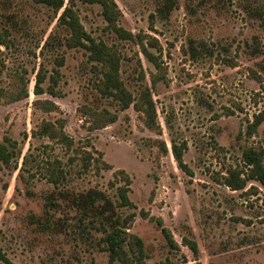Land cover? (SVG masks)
Instances as JSON below:
<instances>
[{
    "label": "rangeland",
    "instance_id": "rangeland-1",
    "mask_svg": "<svg viewBox=\"0 0 264 264\" xmlns=\"http://www.w3.org/2000/svg\"><path fill=\"white\" fill-rule=\"evenodd\" d=\"M113 1L118 26L135 41L118 37L100 5L65 4L73 2L88 35L116 53L134 101L150 89L154 126L134 105L121 111L115 99L103 98L105 71L86 50L59 42L41 54L56 25L52 10L30 0L0 2V142L12 138L22 152L17 169L0 163V250L14 264H111L103 233L80 230L68 209L47 214V196L59 189L53 171L63 176L60 188L96 189L115 204L118 189L128 188L134 208L121 212L136 214L129 232L143 240L147 264H264V188L252 180L239 191L226 184L231 174L247 177L245 150L263 151L264 162V122L249 129L264 118V0ZM41 67L53 96L34 93ZM46 102L58 110L45 112ZM105 111L117 120L96 129L94 113ZM57 121L70 148L41 136L44 123ZM156 219L180 252L169 251ZM189 235L199 244L198 258L183 244ZM128 254L136 255L132 248Z\"/></svg>",
    "mask_w": 264,
    "mask_h": 264
},
{
    "label": "trees",
    "instance_id": "trees-1",
    "mask_svg": "<svg viewBox=\"0 0 264 264\" xmlns=\"http://www.w3.org/2000/svg\"><path fill=\"white\" fill-rule=\"evenodd\" d=\"M14 0H0V2H11ZM37 5H42L54 12V20L56 19V25L45 39L43 50L55 49L60 46H66L68 48H79L86 50L88 53V60L95 62L103 68L104 75L99 85L98 90L102 93L103 98H113L119 105L121 111L127 110L131 105H134L139 112H142L146 116V123L148 126H154L156 122V107L152 93L147 88L142 92V99L140 103H136L133 99V95L126 89L124 81L120 77V60L116 53L107 47L104 43H97L88 35L80 18L75 10L73 2L65 4V0H30ZM91 3L98 4L102 8V15L104 20L113 27V31L122 40H134V35L124 31L118 26V21L121 16L118 5L113 0H88ZM169 7H165L167 10ZM63 30L65 33L63 42H57V35ZM142 52L144 55L152 60L153 56L144 49L143 43ZM192 57H197L198 50L191 47ZM44 67H41L36 75V84L34 87V93L36 96H42L44 93H49L51 96L55 94L53 87L48 89L44 88L46 76L43 74ZM27 97V92L25 93ZM20 98L14 97L17 101ZM43 110L51 113L58 110L54 102L44 103ZM95 114V128L99 129L114 123L117 120V115L110 114L108 112L100 113L98 118ZM264 122L262 116H258L255 119L249 129L251 132H255L260 125ZM63 123L58 121L46 122L40 129L41 136L49 137L53 140H57L60 144L70 148L72 145V139L64 133ZM36 133H33L35 138ZM27 139V135L25 137ZM173 153L181 168H186L183 162V150L178 147L176 143H172ZM22 154L18 148V142L12 138L5 137L0 142V163L6 167L17 169L15 160ZM243 159L248 168L247 177H242L241 174L233 176L226 180V184L234 191L243 190L246 187L248 181L252 180L259 183L264 188V162L263 151H257L255 149H248L243 152ZM27 158L24 163L26 164ZM14 164V166H13ZM13 166V167H12ZM22 172V170L20 171ZM190 172V171H188ZM21 175V174H20ZM21 177V176H20ZM51 182L57 185L59 188L53 190L47 196V203L45 205L47 214L58 211L61 208L68 209L75 213L77 218V226L80 230L85 231L86 227L95 229L96 232L103 233V241L106 245L105 251L109 254V260L111 264H147V255L145 253L144 242L138 236L130 233L131 224L133 223L136 214L129 213L123 215L121 210H128L134 208L133 203L129 197V189L126 187L118 189V204H115L104 192L90 189L83 192H76L70 188L59 187L63 176L57 173L50 172ZM5 190L7 185H5ZM64 204V207L62 206ZM141 216L147 218L148 215L141 211ZM32 222H38L35 216L31 215ZM156 225L161 229L163 237L166 241V245L170 252L178 253L181 251L180 246L174 240L170 231L164 226L161 219L155 220ZM44 230L50 229L49 224L39 223ZM183 244L189 249L194 258H198L200 254L199 244L193 235L185 236L183 238ZM128 248H132V251L136 253L133 259L128 254ZM0 261L4 264H14L7 256L0 250ZM186 263V262H185Z\"/></svg>",
    "mask_w": 264,
    "mask_h": 264
}]
</instances>
